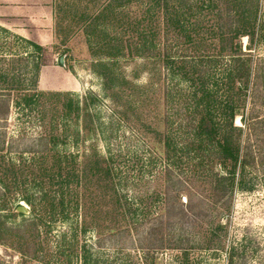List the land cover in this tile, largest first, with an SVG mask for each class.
Here are the masks:
<instances>
[{
	"label": "rangeland",
	"instance_id": "1",
	"mask_svg": "<svg viewBox=\"0 0 264 264\" xmlns=\"http://www.w3.org/2000/svg\"><path fill=\"white\" fill-rule=\"evenodd\" d=\"M39 1H51L53 44H37L0 26V55L28 54L21 64L29 62L27 83L30 64L39 66L36 89L12 98L8 136L19 138L20 148L37 136L47 138L37 142L38 154H0V166H18L13 177L18 187L10 190L6 203L0 182V226L15 234L0 241V264H80L82 245L91 264H138L142 249L136 238L165 211L167 183L158 134L166 128L165 116H178L167 92L175 95L184 88L171 80L161 58L162 14L155 11L148 18L145 0ZM209 2L198 0L200 6ZM259 14L262 29L251 49L247 37L236 42L253 59L264 56V0ZM143 32L155 33L150 51H137ZM50 65L61 69L50 71ZM258 92L254 105L246 108L264 118V88ZM24 94L33 102L26 107ZM235 123L243 125L241 110ZM242 142L255 152L254 164L246 169L253 190L234 191L212 225L201 218L193 222L191 216L175 233L182 240L178 248L164 242L155 249V264H264V131L245 130ZM99 159L111 164L110 178L93 170ZM229 167V162L213 164L220 174ZM190 169L191 164L174 168V175L193 187L180 190L182 201L204 186ZM25 198L33 199V206Z\"/></svg>",
	"mask_w": 264,
	"mask_h": 264
},
{
	"label": "trees",
	"instance_id": "2",
	"mask_svg": "<svg viewBox=\"0 0 264 264\" xmlns=\"http://www.w3.org/2000/svg\"><path fill=\"white\" fill-rule=\"evenodd\" d=\"M127 1L131 0L121 2ZM145 2L149 4L146 8L148 18H152L155 11L162 14L163 35L162 43L159 44L164 67L171 80L176 78L184 83V88H179L177 94L167 92L169 102L177 104L178 116L174 120L165 116L166 128L158 134L165 163L162 176L167 183L166 193L162 197L165 211L157 214L147 230L136 238L142 249L138 264H155V249L162 247L164 242L169 248H178L182 240L176 238L175 233L191 216L193 222L194 218H201L206 219V224L212 225L216 215L229 207L225 203L230 202L234 191L253 190V184L246 180V169L254 164L255 152L251 145L243 144L242 137L245 130L261 128L264 131V118L253 116L252 107L249 113L246 108L247 103L254 105L258 90L264 88V56L253 59L250 52L239 50L236 44L240 37H247L249 51L259 36L262 29L260 0H210L208 6H200L198 0ZM140 37L137 51H150L156 46L154 32L149 35L143 32ZM27 43L39 49L34 43ZM27 55L24 58L20 55H0V154L12 152L35 155L42 152L36 148L37 142L47 139L37 136L26 147L20 148V139L10 138L7 132L14 94L36 89L39 66L37 63L30 64L33 72H30L31 78L27 83L25 75L28 61L24 67L21 65L23 60H28ZM23 97L25 107L33 103L26 94ZM240 110L243 125L235 123ZM215 161L229 162L230 167L225 174L213 170ZM99 162H104L105 166L97 168ZM92 164H95V172L101 170L105 178H110L111 164L108 160L99 159ZM177 164H191L189 172L201 179L204 185L201 191L183 195V201L180 190L193 187L186 180L179 179L176 176L179 173L174 175ZM16 167V164L1 163V196L4 203L11 194L10 190L18 187L13 179ZM9 178L14 181L8 182ZM169 190L174 195H170ZM25 199L33 206V199ZM32 222L30 224L36 228ZM19 229L20 226L15 228ZM11 232L10 227L1 225L0 235L4 240L0 241L5 242L7 236L15 235ZM33 234V238L38 237L37 228ZM81 247L78 253L80 264H91L85 245Z\"/></svg>",
	"mask_w": 264,
	"mask_h": 264
},
{
	"label": "crops",
	"instance_id": "3",
	"mask_svg": "<svg viewBox=\"0 0 264 264\" xmlns=\"http://www.w3.org/2000/svg\"><path fill=\"white\" fill-rule=\"evenodd\" d=\"M50 2L0 0V26L9 33H17L24 39L49 46L55 41ZM51 68L61 69L60 66H47L50 71Z\"/></svg>",
	"mask_w": 264,
	"mask_h": 264
},
{
	"label": "water",
	"instance_id": "4",
	"mask_svg": "<svg viewBox=\"0 0 264 264\" xmlns=\"http://www.w3.org/2000/svg\"><path fill=\"white\" fill-rule=\"evenodd\" d=\"M62 61H63V60H62V58H61V59H60V62L62 63ZM18 209H20L21 211H23V208L20 207V206L18 207Z\"/></svg>",
	"mask_w": 264,
	"mask_h": 264
}]
</instances>
